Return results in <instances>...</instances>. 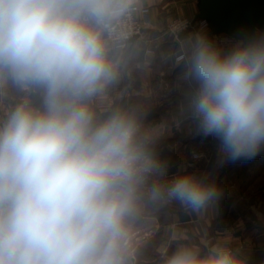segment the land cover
<instances>
[{
	"label": "clouds",
	"instance_id": "9594fccd",
	"mask_svg": "<svg viewBox=\"0 0 264 264\" xmlns=\"http://www.w3.org/2000/svg\"><path fill=\"white\" fill-rule=\"evenodd\" d=\"M152 0H0V264H143L161 217L221 199L211 173L168 177L167 126L104 104ZM172 126L217 142V165L264 152V33L221 46L173 28ZM152 264H248L230 238L165 229Z\"/></svg>",
	"mask_w": 264,
	"mask_h": 264
},
{
	"label": "crops",
	"instance_id": "0c3cea01",
	"mask_svg": "<svg viewBox=\"0 0 264 264\" xmlns=\"http://www.w3.org/2000/svg\"><path fill=\"white\" fill-rule=\"evenodd\" d=\"M198 5L199 0H152L143 15L146 21L142 34L128 43L127 74L108 96V99L113 101L120 97L129 101L133 95L138 96V101L153 97L152 109L158 110L159 114L168 118L165 126L169 128L170 135L174 132L184 133V138L189 140L183 142L184 146L191 143L190 154L198 152L196 149L200 148L208 150L207 154H201L202 151H199L201 157L198 160H203L205 169L200 172L192 170L190 172H195L197 175L211 173L223 192L218 203L200 219L187 214L179 206L169 209L167 215L161 217L159 231L151 237L145 249L143 264H152L154 251L159 246L165 229L173 225L188 234L197 230H206L212 240L230 238L232 246L242 250L248 264H264V152L253 160H239L218 166L217 142L213 138L195 135L186 125H181L179 128L172 126V116L180 99L176 70L173 67V58L178 45L167 32L166 25L167 21L175 16H184L198 22L199 19L196 18ZM191 32L207 35L208 30L194 29L188 33ZM211 40L227 47L236 38L226 33H219ZM148 49H151V52H148ZM155 95L162 97H158L157 100ZM193 146L195 150L192 149ZM163 149L168 151L163 145L157 147L160 152ZM191 160L193 161L192 157ZM178 162L177 167H180L181 159L178 158ZM208 165L212 167L210 170L207 169ZM216 169L217 174H215ZM175 171L168 173V176L173 175ZM228 197L231 198V202L225 207L222 200Z\"/></svg>",
	"mask_w": 264,
	"mask_h": 264
},
{
	"label": "water",
	"instance_id": "95a60500",
	"mask_svg": "<svg viewBox=\"0 0 264 264\" xmlns=\"http://www.w3.org/2000/svg\"><path fill=\"white\" fill-rule=\"evenodd\" d=\"M196 18L207 21L210 39L219 33L244 38L264 30V0H199Z\"/></svg>",
	"mask_w": 264,
	"mask_h": 264
},
{
	"label": "rangeland",
	"instance_id": "374dc122",
	"mask_svg": "<svg viewBox=\"0 0 264 264\" xmlns=\"http://www.w3.org/2000/svg\"><path fill=\"white\" fill-rule=\"evenodd\" d=\"M263 30H259L258 33H262ZM138 96L136 95H133L130 97L129 101H125L123 100L121 97L118 98V99H114L113 100H110V99H107L105 101H103L102 103L104 104H108V103H112V104H117V105H124V106H139L140 108H142L143 110H145L147 112V118H146V124L148 125H151V126H165L167 123H168V118L165 117L164 115L162 114H159L157 111H155V109H152L153 107V97L149 98V100H143V99H139L138 101ZM155 97L157 98L158 100V97H162L161 95H155ZM152 109V110H151ZM159 123V124H158ZM185 135L184 133H175L174 134L172 133L170 135V133L168 132L159 142L158 146L157 147H161V145L167 147L168 149V155L170 157L172 156H177L179 159H181L182 161V165L179 167H177V170L175 171L176 174H178L180 172L181 169H186L188 172H190V170L192 171H202L203 169H205V165L203 164V160H198V159H193V161L191 160L190 161V158H191V155L189 153L190 151V144L191 143H188L187 146H184V143L183 142H188V138H184ZM192 149H196L194 146L192 147ZM198 152L197 153H200L201 151V154L204 153V154H207V149L205 148H200V149H196ZM159 155H160V150H157ZM200 151V152H199ZM209 156H211V153L209 152ZM188 162H189V165H188ZM185 165V166H184ZM210 167L208 165L207 169L210 170ZM194 169V170H193ZM196 169V170H195ZM214 170V169H212ZM218 170L216 169L215 170V174H217ZM173 174V175H176V174ZM192 173H195V172H192ZM198 173V172H197ZM173 175L171 176H168L169 178H171Z\"/></svg>",
	"mask_w": 264,
	"mask_h": 264
},
{
	"label": "built area",
	"instance_id": "2783aa9c",
	"mask_svg": "<svg viewBox=\"0 0 264 264\" xmlns=\"http://www.w3.org/2000/svg\"><path fill=\"white\" fill-rule=\"evenodd\" d=\"M146 21V17L141 16L134 27L133 34L129 38L128 43L131 41V39L139 37L144 29V23ZM183 24L185 26V33H188L194 29L197 30H208V24L207 21L204 19H199L198 22H195L193 19H189L184 16H175L171 17L167 21L166 30L167 32L173 37V28L177 25ZM148 52H151V49L147 50ZM211 138V137H210ZM192 159H199L201 155L197 152H193L191 155Z\"/></svg>",
	"mask_w": 264,
	"mask_h": 264
},
{
	"label": "trees",
	"instance_id": "16d2710c",
	"mask_svg": "<svg viewBox=\"0 0 264 264\" xmlns=\"http://www.w3.org/2000/svg\"><path fill=\"white\" fill-rule=\"evenodd\" d=\"M124 106V105H123ZM160 159L167 161L168 163V173H172L177 169V165H178V157L176 156H172L170 157L168 155V151L166 149H163V151L160 152ZM231 202V198H225L224 200H222V204H224L225 207H227Z\"/></svg>",
	"mask_w": 264,
	"mask_h": 264
}]
</instances>
